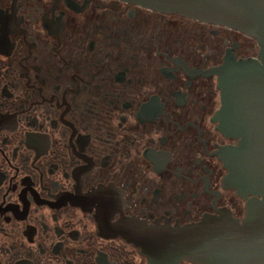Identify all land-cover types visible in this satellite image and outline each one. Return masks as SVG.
Wrapping results in <instances>:
<instances>
[{
	"label": "flooded vegetation",
	"instance_id": "obj_1",
	"mask_svg": "<svg viewBox=\"0 0 264 264\" xmlns=\"http://www.w3.org/2000/svg\"><path fill=\"white\" fill-rule=\"evenodd\" d=\"M255 39L120 0H0V264H195L142 242L243 220L225 60Z\"/></svg>",
	"mask_w": 264,
	"mask_h": 264
},
{
	"label": "water",
	"instance_id": "obj_2",
	"mask_svg": "<svg viewBox=\"0 0 264 264\" xmlns=\"http://www.w3.org/2000/svg\"><path fill=\"white\" fill-rule=\"evenodd\" d=\"M163 14L224 26L256 40V59L225 60L217 71L219 130L236 146L221 149L225 187L246 201V215L230 212L171 233H152L142 245L151 258L195 264H264V0H120Z\"/></svg>",
	"mask_w": 264,
	"mask_h": 264
}]
</instances>
